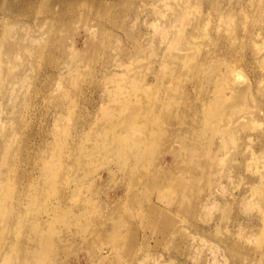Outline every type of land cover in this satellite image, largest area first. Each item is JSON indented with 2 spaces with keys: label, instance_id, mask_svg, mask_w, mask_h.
<instances>
[{
  "label": "rangeland",
  "instance_id": "obj_1",
  "mask_svg": "<svg viewBox=\"0 0 264 264\" xmlns=\"http://www.w3.org/2000/svg\"><path fill=\"white\" fill-rule=\"evenodd\" d=\"M9 3L0 115L22 111L8 128L23 156L17 180L0 166V264H264L261 0H67L38 19ZM18 22L45 37L34 51L3 32ZM148 203L164 226L139 219Z\"/></svg>",
  "mask_w": 264,
  "mask_h": 264
},
{
  "label": "bare ground",
  "instance_id": "obj_2",
  "mask_svg": "<svg viewBox=\"0 0 264 264\" xmlns=\"http://www.w3.org/2000/svg\"><path fill=\"white\" fill-rule=\"evenodd\" d=\"M41 0H7V2H10L5 9V14L7 16V18H19V17H31L32 19L35 17L36 19L41 18L42 16H50L52 18H56V16L60 13L61 15H65L67 17V12H65V5L67 3V0H44V5L45 8L43 9L42 13L39 14H35L34 13V9L30 6L33 3L36 2H40ZM262 4L264 5V0H261ZM63 7L60 12L58 11L59 7ZM58 13V14H57ZM70 15V14H69ZM32 27L30 24H22V22H18L16 24H12L9 26V28L5 29L3 32L7 33L8 35L12 34L15 30L16 27H20L19 30H26V35L24 37H16L18 39V48L27 50V51H34V48L36 45L40 44V42L45 38L42 37L41 39H37L36 37H32L29 33V30H27L28 28ZM91 30V29H89ZM163 32H165V29H162ZM20 33V32H19ZM1 35V33H0ZM16 35V34H15ZM28 45V46H26ZM70 48L72 49L71 51L74 52V57L78 58L80 57L81 53L83 52V50L86 48L87 46H85L84 48H79L75 43H70ZM84 54V55H83ZM87 53H82L81 59L79 61L82 62L83 58H87L84 57ZM71 64H68L67 66H70ZM20 67L24 66L23 63V59L22 62L20 61L19 63ZM102 75L107 79V78H111V76H115L118 75V73H113L112 71H108V70H104L102 71ZM18 77H22V73H18ZM5 94H9V90L5 91ZM5 94H3V96H5ZM11 96V102L14 98H19L20 94L19 93H15V91H13ZM9 94V95H10ZM1 108L3 113L5 114L3 117L2 115H0V124L3 126V128L5 129L4 132H1V128H0V166L1 167H5L9 170V177L12 179H19L20 178V174L19 172L16 171V168L13 169V164L16 162V160H18L19 162H22V150H14L12 149V141L10 136L11 135H16L17 131L15 132L16 128L9 129L8 128V124L11 126H14V118L12 117L13 115H23L22 111L20 112V110H18L17 108H15V111L13 110L12 113H10V110L7 108L8 106L3 105V102H1ZM137 150L135 151L136 154ZM140 155V153H138ZM139 162L141 163L140 165H142V159L139 160ZM238 168L233 167V169ZM236 173L238 175H241L240 171L236 170ZM186 178L184 179H177V178H169L166 179L164 182V187H162L159 190V197L163 202L169 203V205H176L175 201V195H177V191L176 189H180V187H186V185L188 183H191L192 181H194L196 179V177H198V175L195 172H191L189 171L188 173H186ZM162 179V178H161ZM248 190L249 189H245L244 191V196L243 199L246 200L247 199V194H248ZM251 191H253V188L251 189ZM9 196V192L8 191H4V193H2V191L0 190V197H6ZM149 205L146 207V211H144V215L139 216V219L144 222L145 225H151L154 226L155 228H157L158 226H164L166 224V222L163 221V211L158 208L155 204L153 203H148ZM2 209H0V221L3 219L2 218ZM77 217H79V215H76ZM101 254V253H100ZM103 257V254H102ZM100 258V256H99ZM5 261V260H4Z\"/></svg>",
  "mask_w": 264,
  "mask_h": 264
}]
</instances>
